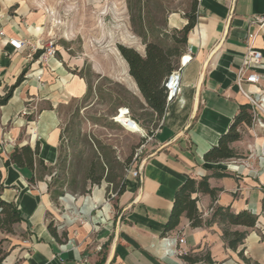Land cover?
<instances>
[{"label":"crops","instance_id":"1","mask_svg":"<svg viewBox=\"0 0 264 264\" xmlns=\"http://www.w3.org/2000/svg\"><path fill=\"white\" fill-rule=\"evenodd\" d=\"M198 1L196 25L184 53L191 49L193 60L181 71V94L167 106L145 146L148 156L132 168L140 169L139 175L127 172L124 192L113 204L103 201L102 228L93 235L91 229L77 235L68 231L61 241L48 229L56 221L54 200L48 175L39 178L37 161L43 160L47 167L57 164L62 140L60 109L86 95L82 72L92 60L72 55L63 42L56 56L44 61L43 48L51 40L45 13L26 9L19 1L0 10V96L26 71L12 98L0 106L1 197L19 211L22 221L15 226L25 236L18 247L17 264H185L178 250L192 255L209 252L219 264H264V162L258 158L257 147L246 146L242 137L232 144L238 158L216 163L203 158L230 129L239 107L247 104L236 80L248 48L249 26L256 33L253 46L261 51L264 62V26L251 24L264 16V0ZM10 38L26 45L16 50ZM40 50L43 53L37 56ZM93 68L100 73L99 67ZM257 70L264 73V67ZM128 76L129 87L136 90L135 84L139 90ZM261 86L264 89V81ZM24 146L39 147L33 170L8 163L15 149ZM33 177L35 182H31ZM205 177L217 195L215 200L209 194L193 195L204 221L216 206L229 207L234 213L246 210L258 217L253 228H231L246 232L237 250L227 246L223 226L217 222L192 228L183 215L179 226L164 234L176 192L188 178L200 181ZM87 197L93 198L92 206L87 205ZM87 197L83 199L87 210L102 200L100 193ZM57 230L61 235L60 227ZM166 237H182L185 242L174 252L166 249Z\"/></svg>","mask_w":264,"mask_h":264},{"label":"rangeland","instance_id":"2","mask_svg":"<svg viewBox=\"0 0 264 264\" xmlns=\"http://www.w3.org/2000/svg\"><path fill=\"white\" fill-rule=\"evenodd\" d=\"M16 1L26 9L45 13L49 42L55 50L64 42L72 55L92 60L82 73L90 77L93 96L86 102L83 98L72 99L61 107L63 137L59 160L45 173L51 195L57 196L53 201L54 225L60 227L61 233L77 235L91 229L93 235L105 225L100 215L103 201H116L117 196L111 195L116 194L128 170L148 156V136L159 126L140 91L127 84L128 64L117 45L132 47L145 55L143 39L135 33L140 28L137 24L135 28L132 21L138 19L140 6L146 26L151 24L154 29L148 40L171 45L173 35L181 36L177 31L187 24L186 15L193 12L196 0H141V5L138 0H131L132 9L130 0H0V10ZM93 66L99 67L100 73ZM121 113L120 117L126 114L136 120L145 133L123 128L116 121ZM241 133L246 146L257 147L258 152L264 144V129L253 124L242 127ZM90 170L94 178L104 174L100 184L88 179ZM97 193L101 194V202L87 210L83 199ZM92 201L93 198H86L87 205L92 206ZM12 229V233H7L0 226V264H17L18 247L25 236L15 225Z\"/></svg>","mask_w":264,"mask_h":264},{"label":"trees","instance_id":"3","mask_svg":"<svg viewBox=\"0 0 264 264\" xmlns=\"http://www.w3.org/2000/svg\"><path fill=\"white\" fill-rule=\"evenodd\" d=\"M138 1L141 5L142 1ZM129 3L130 8L132 9L131 0ZM198 3L199 1L196 0L193 12L186 15L187 24L181 30L177 31L181 36L178 37L177 35H173L171 37V45L159 44L148 40L149 35L154 34V29L151 24L146 26L145 19L142 17V6L138 8V19L132 18V21L135 28L136 24L140 28L139 30L135 29V33L143 39L146 46L145 55L140 54L132 47H127L122 44L117 45L121 56L128 64L129 75L136 82L140 93L147 103V106L155 115H157L159 120L163 118L167 110V79L179 67L180 59L185 53L186 48L184 47L187 45L189 33L196 25ZM140 49L143 51V48ZM42 53L43 51H38L37 56ZM25 75L26 71H23L16 84L10 88L8 93L4 96H0V106L6 105L9 102L15 89L23 82ZM127 77H129L128 74ZM83 78L88 86L87 93L82 99L83 102H86L93 96V87L90 77L88 78L83 75ZM132 87H135L137 90L135 84H133ZM79 113L80 110L78 109L77 114ZM244 126H253V115L248 103L239 107V111L234 117L230 129L221 135L217 145L212 146L204 154L203 158L205 162L216 163L223 160L238 158L239 155L232 148V144L242 140L241 129ZM150 134L152 135L153 131H151ZM62 137L63 132L61 139ZM38 154V146L35 150H32L29 146L17 148L11 155L8 163L19 167H28L33 170L35 168L34 165ZM37 165L40 166L39 170L41 174L39 178L43 179L46 175L45 172L48 171L50 167H47L43 160H38ZM88 179L94 184H100L104 179V174L101 173L98 178H94L92 170H90ZM31 182H35V177L31 179ZM124 187L125 180H123L122 185L116 193L121 195L124 192ZM3 188L0 173V226L7 233H12V226L21 222L22 219L16 207L12 203L6 202L2 199L1 191ZM196 193L209 194L212 199L215 200L217 190L211 188L207 177L200 181L188 178L176 192L173 208L165 224L164 234L177 228L183 215L189 219L192 228H198L203 225H209L217 222L223 226V238L227 246L232 250H237L239 245L244 241L246 232L233 231L231 228L235 226L253 228L258 221V217L246 210L234 213L229 207L216 206L213 207L210 219L204 221L203 215L199 212L197 206V198L193 197ZM52 199L57 200V196H52ZM48 229L53 237L59 241H61L62 238L67 237L66 233L59 235L54 222L49 224ZM181 259L185 262V264H219L213 260L209 252L199 255L184 254L181 255Z\"/></svg>","mask_w":264,"mask_h":264},{"label":"built area","instance_id":"4","mask_svg":"<svg viewBox=\"0 0 264 264\" xmlns=\"http://www.w3.org/2000/svg\"><path fill=\"white\" fill-rule=\"evenodd\" d=\"M251 24H256L259 27L264 26V16L257 17L251 21ZM248 32V48L247 52L242 61V67L240 68L236 83L239 87L240 93L245 97L247 103L250 105L251 112L253 115V124L258 125L261 129H264V89H262L261 83L264 81V73L259 72L257 69L259 67H264L263 56L260 50L256 49L253 46L256 33L250 30ZM3 36L4 33L1 32ZM10 44L16 49L21 50L26 45L25 41H20L17 39L10 38ZM44 53L41 55V58L44 61H47L50 58H54L56 56V50L53 43H50L49 46H45ZM193 60L192 50L188 49L186 54L182 55L180 59L179 67L169 76L166 82V91H167V106L172 103L182 92V76L181 71L184 67H186ZM116 118V121L118 118ZM124 123L118 122L123 128L133 132L130 129L131 123L136 124L138 126L139 131L135 133H145L144 129L139 125V123L132 119V117L124 114ZM127 123V125H126ZM163 124V120H162ZM153 136H148L149 140H152ZM258 158L260 162H264V144L261 146ZM139 170L129 169L128 172L132 173L134 176L139 175ZM118 196V194H112L111 197L114 198ZM213 209L210 211L212 213ZM165 246L167 250L173 249L175 252V248H177L178 244H183L185 242L182 237H166L164 239ZM178 254L184 255L185 252L182 250L177 251Z\"/></svg>","mask_w":264,"mask_h":264},{"label":"bare ground","instance_id":"5","mask_svg":"<svg viewBox=\"0 0 264 264\" xmlns=\"http://www.w3.org/2000/svg\"><path fill=\"white\" fill-rule=\"evenodd\" d=\"M122 118V119H121ZM122 122V123H124L126 120H124V117H119L118 118V120H117V122ZM126 125H127V123H126ZM130 127V129L133 131V132H137V131H139V128H138V126H136V124H133V123H131V125L129 126Z\"/></svg>","mask_w":264,"mask_h":264}]
</instances>
